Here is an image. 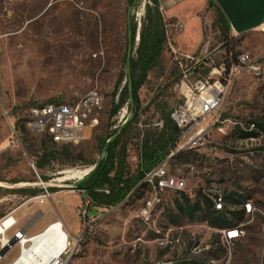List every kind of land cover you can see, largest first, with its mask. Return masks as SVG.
<instances>
[{
  "label": "rangeland",
  "instance_id": "1",
  "mask_svg": "<svg viewBox=\"0 0 264 264\" xmlns=\"http://www.w3.org/2000/svg\"><path fill=\"white\" fill-rule=\"evenodd\" d=\"M146 4L153 6L150 0H137L132 5L127 0H0V197H5L0 201V219L18 205L23 204L22 210L35 203L41 205L38 200L28 201L34 196L20 190L36 189L39 195L44 192L43 183L56 189H47L50 197L44 213L54 214L53 221L61 216L70 235L83 230L76 193L67 185L73 178L82 177L77 183L83 180L101 157V140L124 125H117V120L126 103L115 115H109L114 86L126 71L123 59L129 25L136 23V45ZM215 4L212 0H158L165 42L159 64L148 72L138 91L140 136L127 143L130 171L138 164L140 138L145 131L160 129L154 124L182 101L183 74L178 61L190 68L188 80L193 82L235 53L248 51L261 56L259 73L243 74L228 92L223 114L229 120L264 124V31L256 27L242 33L230 31L226 36ZM230 37L233 49L228 50L222 42ZM169 43L182 51H193L195 60L176 59ZM90 91L101 93L105 99L103 109L95 115L98 123L88 126L79 142L57 144L56 152H68L63 160L37 168L44 141L50 137L31 134L17 116L31 106L69 103ZM169 171L185 179L186 188L162 193L148 218L139 214L150 197L145 187L113 209L93 207L90 216L94 220L79 241L74 261L264 264V137L243 142L237 129L227 125L223 133L213 131L205 147L191 150L181 160L172 158ZM39 174L47 180H41ZM217 191L242 194L254 207L238 222L244 234L229 246L222 243L219 229L202 220L203 204L190 219L174 203L181 199L180 192L194 201ZM227 209V219L234 221L231 211L238 210V205ZM18 254L15 245L4 248L0 264L14 260Z\"/></svg>",
  "mask_w": 264,
  "mask_h": 264
},
{
  "label": "built area",
  "instance_id": "2",
  "mask_svg": "<svg viewBox=\"0 0 264 264\" xmlns=\"http://www.w3.org/2000/svg\"><path fill=\"white\" fill-rule=\"evenodd\" d=\"M212 1L214 3L218 2V0ZM257 28L264 31V22L260 23ZM230 31H234L231 25ZM234 33L236 32L234 31ZM169 48L176 59L177 56H180L186 60H195L194 52L182 51L179 47L173 46L172 43H169ZM260 57L261 56H253L248 51L237 53L236 56H229L228 60L221 62L217 66H213L205 76L193 82L188 80V71L190 68H184L181 61H178L183 74L182 80L180 81L182 101L180 104L173 107L169 114L171 121L177 128L175 146L170 150L165 159L144 173L139 183V185H143L150 193V197L145 200L143 206L139 210V214L142 217L148 218L150 216L153 207L160 203L162 193L169 190L182 191L186 188L185 179L169 171V162L173 156L179 152L205 147L209 143L210 134L213 131L223 133L225 127L230 124L237 130H257L256 120L240 122L225 118L223 106L228 92L240 76L245 73H259L261 68V63L259 61ZM197 62L193 63L195 64ZM104 100V96L101 93L90 91L77 100L69 103H48L31 106L22 112V114L18 115L17 120H19V123L33 135L46 134L57 144L77 143L85 137V130L88 126L98 123V118L95 117V115L100 113L103 109ZM128 117L129 114L126 103L118 116L117 125L119 123L124 124ZM117 125H115V127ZM12 131L13 134H15L13 127ZM260 137H264V134H260L257 138L242 139V141L252 142L258 140ZM108 140H110V138ZM81 178H73V183L67 186L78 195L80 203L77 208L84 228L75 236L66 232L62 253L47 264H78L74 261V258L79 251V241L85 229H87L94 220V217L90 216L92 208H99L95 206L93 199L87 191L78 186L77 180ZM42 186L44 192L32 197L30 200H38L42 203L50 197L46 185L42 183ZM100 191L105 193L109 192L106 188L100 189ZM207 197L212 202L214 210L223 211L226 209L225 198L222 192L217 191L211 195H207ZM107 208L113 209L114 206H109ZM241 209L245 215L252 213L254 207L251 200L247 199L243 201ZM5 217L11 218L9 228L12 229L16 225L15 218L10 213ZM57 221L61 224L60 227L63 228L62 221ZM237 232L239 235H237ZM234 233H236V236L233 237ZM220 234L222 243L229 246L244 234V230L241 228V224L237 223L231 227L222 228ZM35 235L36 234L32 236ZM32 236H27L22 229H16L11 235H8V240L10 242L8 246L11 247L15 245L20 252L24 246L29 244L28 239ZM3 249L4 247L0 244V250ZM2 258L3 253H0V261ZM91 264L99 263L94 262Z\"/></svg>",
  "mask_w": 264,
  "mask_h": 264
},
{
  "label": "trees",
  "instance_id": "3",
  "mask_svg": "<svg viewBox=\"0 0 264 264\" xmlns=\"http://www.w3.org/2000/svg\"><path fill=\"white\" fill-rule=\"evenodd\" d=\"M127 1L129 5H132L137 0ZM150 1L153 6L150 4L145 5V21L137 32L138 42L136 45V23L133 22L129 25L127 52L123 59L126 71L118 77L115 83L109 115H115L124 103H127L131 112L120 130H114L109 137L101 140L99 145L100 159L96 161L95 167L78 183V186L84 188L91 196L96 207L116 206L130 199L139 188H144L143 185H139L144 173L165 159L175 146L177 128L171 121L169 114H165L162 117L163 125L160 129L155 128L152 130L153 132L146 130L140 138L138 164L133 171L128 168L126 162L127 143L140 136V130L137 128L139 122L138 109L140 108L138 91L146 82L148 72L159 64L165 42V24L158 9V0ZM217 10L219 13L218 21L222 23V31L228 36L230 32L229 21L219 6H217ZM232 41L230 37L226 42L223 41L222 45L229 46L228 50L233 49ZM122 81H124L123 84H121ZM116 94H118V97L115 102L114 96ZM255 122L257 125L256 131L237 130L239 139L257 138L260 134H264V124L260 121ZM109 138L110 140H108ZM44 145L43 152L36 162V167L39 169L43 168L46 163L59 162L68 155L67 151L56 152L54 149L57 147V143L52 141L51 138L45 140ZM191 150L179 152L173 158L181 160ZM39 176L41 180H47L45 175L39 174ZM104 188L108 189L109 192L100 191ZM47 189L52 192L56 191L51 187ZM20 191L24 195L35 196L39 190L23 188ZM180 195V200H174L175 207L179 212L193 219L201 211L203 204L204 214L201 217L202 220L217 229L231 227L241 221L245 215L242 209L231 211L233 221L227 219L225 213L228 209L226 207H228L227 205H240L248 199V197H244L235 191L224 193L226 209L216 211L206 195H203L202 200L199 198L194 201H191L183 192H180ZM140 196L139 194L138 197Z\"/></svg>",
  "mask_w": 264,
  "mask_h": 264
},
{
  "label": "bare ground",
  "instance_id": "4",
  "mask_svg": "<svg viewBox=\"0 0 264 264\" xmlns=\"http://www.w3.org/2000/svg\"><path fill=\"white\" fill-rule=\"evenodd\" d=\"M10 224L11 218L0 219V244L4 248L10 244L7 235ZM60 226L61 224L58 221L53 222L28 239L29 244L22 248L10 264H47L53 258L59 256L64 248L66 235V231Z\"/></svg>",
  "mask_w": 264,
  "mask_h": 264
},
{
  "label": "water",
  "instance_id": "5",
  "mask_svg": "<svg viewBox=\"0 0 264 264\" xmlns=\"http://www.w3.org/2000/svg\"><path fill=\"white\" fill-rule=\"evenodd\" d=\"M217 5L236 33L256 28L264 22V0H218ZM0 253H3V250H0Z\"/></svg>",
  "mask_w": 264,
  "mask_h": 264
},
{
  "label": "crops",
  "instance_id": "6",
  "mask_svg": "<svg viewBox=\"0 0 264 264\" xmlns=\"http://www.w3.org/2000/svg\"><path fill=\"white\" fill-rule=\"evenodd\" d=\"M187 10V9H186ZM188 11V10H187ZM186 12V11H185ZM178 13H182L180 11H178ZM177 14V13H176ZM175 15V14H174ZM186 24V23H185ZM186 51V50H185ZM190 53H192L193 51H188ZM156 127H162L163 125V121L162 118L161 120L157 121L154 124ZM71 192H73L72 190H70ZM58 193V192H57ZM56 194V193H55ZM78 202L76 204V206L78 207L80 200L78 198V195L76 194ZM3 198H5L3 196ZM2 196L0 197V201L3 199ZM28 201H32V200H28ZM46 202H49V200L47 199L46 201L42 202L41 205L35 203L32 204L30 207L23 209V204L18 205L16 207H13L12 209H10L9 213L15 218L16 220V225L15 228L13 229H22L24 230L25 234L27 236H32L34 234L39 233V231H42L44 228H46L50 223L54 222L53 220L55 219V215L54 214H50V213H44V205L46 204ZM229 206V205H227ZM228 208V207H227ZM4 209V208H3ZM241 209V204L238 205V210ZM4 212H7L6 210ZM39 213V214H38ZM1 217V215H0ZM63 223V227L65 228L66 232L69 233V229L66 225V223L63 221V219L61 218V216L59 217ZM27 219V220H26ZM33 228V229H32ZM32 229L31 232H29V230ZM221 229H219L220 232ZM12 234V233H11ZM10 234V235H11ZM77 235V234H76ZM14 258V257H13ZM12 259H10L6 264H10L12 262ZM3 259V258H2ZM1 259V260H2Z\"/></svg>",
  "mask_w": 264,
  "mask_h": 264
},
{
  "label": "snow or ice",
  "instance_id": "7",
  "mask_svg": "<svg viewBox=\"0 0 264 264\" xmlns=\"http://www.w3.org/2000/svg\"><path fill=\"white\" fill-rule=\"evenodd\" d=\"M233 235H235V234H233Z\"/></svg>",
  "mask_w": 264,
  "mask_h": 264
}]
</instances>
